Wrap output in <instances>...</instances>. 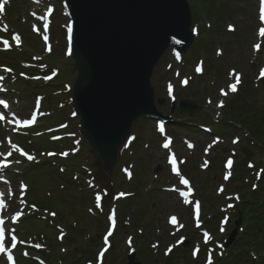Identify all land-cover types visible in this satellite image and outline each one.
<instances>
[{
    "label": "rangeland",
    "instance_id": "obj_1",
    "mask_svg": "<svg viewBox=\"0 0 264 264\" xmlns=\"http://www.w3.org/2000/svg\"><path fill=\"white\" fill-rule=\"evenodd\" d=\"M220 1L223 2L224 0H220ZM226 1L228 3H230L232 1L237 7V12H235V10H234V13L232 14V15H234L233 17H236V15L239 13L241 15L246 16L248 19H250V15L253 14V7L255 5L254 0H226ZM253 3H254V5H253ZM201 15L205 16L204 12H202ZM218 25H220L219 22H218ZM238 26L240 27V30L242 31L243 37H242V40L239 39V43H236L237 49H234V46L230 47V53H229V55L231 57L230 62H232V64L235 67H238L241 70L248 72V68H249L248 60H249L250 54H251V40L253 38L252 32L254 31V28L251 27L248 20H246L244 22H239ZM214 28H217L216 24L214 25ZM225 66H226L225 63H222L221 69L224 70ZM246 74H248V73H246ZM165 75H166V73H165ZM250 100H253V98H250ZM148 133H151L150 127H147V133L146 134H148ZM152 201H154L158 205L160 204V202H165L167 205H170V206L176 205L175 201L167 194L154 196L148 202L150 203ZM158 220H162V218L160 216H158Z\"/></svg>",
    "mask_w": 264,
    "mask_h": 264
},
{
    "label": "snow or ice",
    "instance_id": "obj_2",
    "mask_svg": "<svg viewBox=\"0 0 264 264\" xmlns=\"http://www.w3.org/2000/svg\"><path fill=\"white\" fill-rule=\"evenodd\" d=\"M7 2H8V0H0V13H2L4 11V5ZM260 2H261V9H260L261 15H260V19H261V21H264V0H260ZM50 11H51V9H49V12ZM45 28H47V25H45ZM229 28H230V30H233L232 29V26H229ZM70 34H71V27H69V38H71ZM259 35L262 36V37H264V28L259 29ZM14 39H16L17 42H19V37H15ZM45 39H47V37H45ZM5 44L7 45V42H5ZM254 49L259 50L260 49V45L259 44L254 45ZM6 71H11V69H6ZM196 71L197 72H200L201 71V68L198 67L196 69ZM260 75L261 76H264V70L261 71V74ZM0 79H2V77H0ZM236 81H237V83H239V75L238 74L236 75ZM184 83H187V80H185ZM229 88H230V90L232 92H236V90H237V84L236 83H233V84H231L229 86ZM222 92H223V90H222ZM224 94L227 95V93H224ZM220 106L223 107V103H221ZM31 122L32 121H24L23 123L25 125H27V124H30ZM13 147H15V145H13ZM164 147L165 148H168L169 147L168 143H165L164 144ZM189 147H191V145H189ZM22 154L27 155L26 153H22ZM27 158L29 160L33 159V157H31V156H28ZM170 163L173 165V171H176L177 170L176 167H175V165H176V158H175L174 155L170 158ZM232 164H233V161L231 159H229L227 161V167L231 168L232 167ZM204 166H207V164H205ZM182 183L188 184V181L186 179H184V180H182ZM121 195H124V194L122 193ZM97 199L99 200V197H97ZM2 207H4V204H3V201L0 200V208H2ZM230 207H231V205H230ZM18 215L19 214H17V217H18ZM14 219H15V217H14ZM170 222L172 224H175L177 222V218L175 216L171 217ZM3 223H4L3 220L0 219V225H2ZM108 235H111V232H109ZM2 236H3V229H0V237H2ZM205 236L207 238V234H205ZM12 239L15 240V237H13ZM105 240L107 241V237H105ZM4 251H5V249L3 247V244H0V252H4ZM168 251H171V249H168ZM8 260L9 261L12 260V256L11 255H8ZM208 264H211V260H209Z\"/></svg>",
    "mask_w": 264,
    "mask_h": 264
}]
</instances>
